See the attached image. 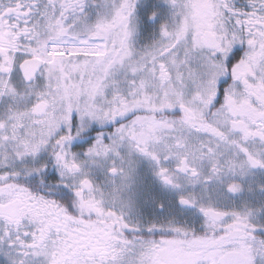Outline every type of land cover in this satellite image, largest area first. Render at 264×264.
<instances>
[{
	"label": "snow or ice",
	"instance_id": "snow-or-ice-1",
	"mask_svg": "<svg viewBox=\"0 0 264 264\" xmlns=\"http://www.w3.org/2000/svg\"><path fill=\"white\" fill-rule=\"evenodd\" d=\"M0 264H264V0H0Z\"/></svg>",
	"mask_w": 264,
	"mask_h": 264
}]
</instances>
